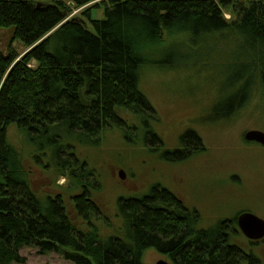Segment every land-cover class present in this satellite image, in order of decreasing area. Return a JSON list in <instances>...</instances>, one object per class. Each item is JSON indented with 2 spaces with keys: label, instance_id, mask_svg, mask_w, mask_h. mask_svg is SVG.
Instances as JSON below:
<instances>
[{
  "label": "trees",
  "instance_id": "obj_1",
  "mask_svg": "<svg viewBox=\"0 0 264 264\" xmlns=\"http://www.w3.org/2000/svg\"><path fill=\"white\" fill-rule=\"evenodd\" d=\"M95 1L0 0V28L11 29L25 48L21 56L11 47L0 50V264L23 263L24 247L57 253L73 264H142L148 248L173 264H260L230 241L240 232L236 217L214 230L197 229L195 210L157 184L144 195L118 198L124 230L102 237L94 224L101 211L87 184H80L84 163L63 134L89 140L106 128L126 127L119 110L155 118L138 88V72L165 35L186 34L193 42L224 32L235 37L247 57L240 94L231 104V111L237 109L255 82L264 84V0ZM94 8L103 9L102 18L92 17ZM10 125L27 134L59 175L75 177L79 167L82 190L71 201L85 226L75 224L60 194L43 197L32 190L23 154L7 139ZM149 139L161 142L153 132ZM180 140L184 147L173 156L186 151V142L199 148L194 133Z\"/></svg>",
  "mask_w": 264,
  "mask_h": 264
},
{
  "label": "rangeland",
  "instance_id": "obj_2",
  "mask_svg": "<svg viewBox=\"0 0 264 264\" xmlns=\"http://www.w3.org/2000/svg\"><path fill=\"white\" fill-rule=\"evenodd\" d=\"M92 5L94 2L87 6ZM81 10L75 9L71 15L77 16ZM92 17L102 18L103 9H92ZM234 39L229 32L194 42L186 34L165 35L151 52L153 59L138 72V88L154 108L155 118L119 110L126 127L106 128L89 140L63 134V142L84 163L81 181L79 167L75 177L59 175L51 161L36 152L24 131L8 126L7 139L23 154L32 190L43 197L60 194L75 224L85 226L75 218L71 198L81 192L82 183L87 184L90 200L101 211L94 224L102 237L121 235L124 230L117 215L118 198L144 195L156 184L195 210L197 229L214 230L223 219L243 211L264 219V147L243 138L248 130L264 132V84L255 82L247 100L231 111L240 94L241 66L247 59ZM9 47L20 56L25 52L11 29L0 28V50ZM150 132L161 142L151 141ZM192 133L199 138V148L186 142V151L173 156L174 149L184 147L180 137ZM230 241L264 264V237L251 242L237 232L230 235ZM19 254L24 262L14 264H73L57 253L39 254L31 247L21 248ZM160 259L173 264L153 248L144 251L142 264Z\"/></svg>",
  "mask_w": 264,
  "mask_h": 264
},
{
  "label": "water",
  "instance_id": "obj_3",
  "mask_svg": "<svg viewBox=\"0 0 264 264\" xmlns=\"http://www.w3.org/2000/svg\"><path fill=\"white\" fill-rule=\"evenodd\" d=\"M68 5L71 6L72 3H69ZM243 138L245 141L255 142L264 147V132L260 130H248L244 133ZM118 176L120 179L124 178L122 170L118 171ZM235 222L238 230L248 240L258 241L264 237V219L257 215L248 211H243L236 216ZM155 264L170 263L160 259L157 260Z\"/></svg>",
  "mask_w": 264,
  "mask_h": 264
},
{
  "label": "flooded vegetation",
  "instance_id": "obj_4",
  "mask_svg": "<svg viewBox=\"0 0 264 264\" xmlns=\"http://www.w3.org/2000/svg\"><path fill=\"white\" fill-rule=\"evenodd\" d=\"M249 241L254 242V241H252V240H249Z\"/></svg>",
  "mask_w": 264,
  "mask_h": 264
}]
</instances>
